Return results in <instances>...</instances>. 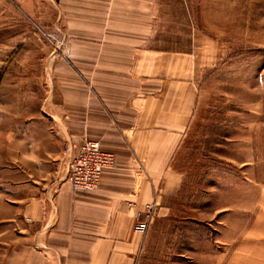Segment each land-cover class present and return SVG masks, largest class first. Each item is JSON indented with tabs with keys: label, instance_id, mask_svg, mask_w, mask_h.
<instances>
[{
	"label": "crops",
	"instance_id": "obj_1",
	"mask_svg": "<svg viewBox=\"0 0 264 264\" xmlns=\"http://www.w3.org/2000/svg\"><path fill=\"white\" fill-rule=\"evenodd\" d=\"M55 4L58 20L75 38L49 95L61 122L40 150L21 149L17 180L2 187L0 264H149L136 213L158 188L169 194L176 186L181 193L171 164L194 110L195 84L176 74L168 57L155 56L152 0ZM84 139L113 153L114 163L97 188L74 192L60 155L64 144ZM261 151L249 177L263 166ZM250 187L252 217L245 212L249 196L239 194L237 218L228 215L204 242L195 236L196 222L186 221L189 238L199 241L177 251L184 258L179 264H264V250L248 247L264 235L250 230L264 225V185ZM240 188L226 186L227 206Z\"/></svg>",
	"mask_w": 264,
	"mask_h": 264
},
{
	"label": "rangeland",
	"instance_id": "obj_2",
	"mask_svg": "<svg viewBox=\"0 0 264 264\" xmlns=\"http://www.w3.org/2000/svg\"><path fill=\"white\" fill-rule=\"evenodd\" d=\"M52 1L0 0V217L2 187L17 180L21 149L40 150L61 122L49 95L75 38ZM152 13L155 56L177 65L175 73L195 84L196 99L171 164L181 193L158 188L149 225L136 232L141 250L150 251L149 264H179L184 258L177 251L199 241L189 238L186 221L196 222V238L206 239L228 215L237 218L239 194L249 196L245 212L252 217L250 185H264V163L249 177L264 147V0H152ZM67 145L60 155L66 175ZM232 184L244 188L227 206ZM250 230L263 234L264 225ZM260 239L248 247L264 250Z\"/></svg>",
	"mask_w": 264,
	"mask_h": 264
},
{
	"label": "built area",
	"instance_id": "obj_3",
	"mask_svg": "<svg viewBox=\"0 0 264 264\" xmlns=\"http://www.w3.org/2000/svg\"><path fill=\"white\" fill-rule=\"evenodd\" d=\"M68 152L67 180L72 191L93 190L98 187L101 173L110 168L114 163V155L101 149L99 143L94 140L84 139L79 144H70L65 147ZM154 202H147L137 210L138 218L135 230L142 233L149 225ZM143 217V218H142ZM142 218V219H141Z\"/></svg>",
	"mask_w": 264,
	"mask_h": 264
}]
</instances>
